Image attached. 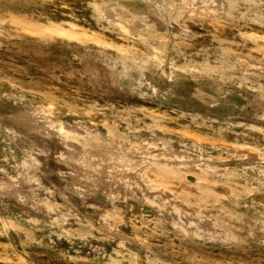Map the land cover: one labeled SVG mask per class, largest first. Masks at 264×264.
<instances>
[{
    "label": "rangeland",
    "instance_id": "obj_1",
    "mask_svg": "<svg viewBox=\"0 0 264 264\" xmlns=\"http://www.w3.org/2000/svg\"><path fill=\"white\" fill-rule=\"evenodd\" d=\"M0 264H264V0H0Z\"/></svg>",
    "mask_w": 264,
    "mask_h": 264
}]
</instances>
